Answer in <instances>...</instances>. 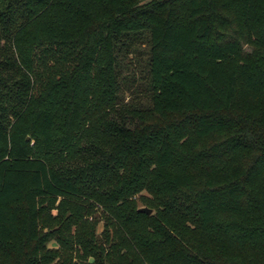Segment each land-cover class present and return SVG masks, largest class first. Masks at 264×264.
<instances>
[{"label": "trees", "instance_id": "trees-1", "mask_svg": "<svg viewBox=\"0 0 264 264\" xmlns=\"http://www.w3.org/2000/svg\"><path fill=\"white\" fill-rule=\"evenodd\" d=\"M0 264H264V0H0Z\"/></svg>", "mask_w": 264, "mask_h": 264}, {"label": "water", "instance_id": "water-1", "mask_svg": "<svg viewBox=\"0 0 264 264\" xmlns=\"http://www.w3.org/2000/svg\"><path fill=\"white\" fill-rule=\"evenodd\" d=\"M139 210L141 212L147 213V214H152L153 213V211L151 209L147 208V207H141Z\"/></svg>", "mask_w": 264, "mask_h": 264}, {"label": "rangeland", "instance_id": "rangeland-1", "mask_svg": "<svg viewBox=\"0 0 264 264\" xmlns=\"http://www.w3.org/2000/svg\"><path fill=\"white\" fill-rule=\"evenodd\" d=\"M58 203H59V202H58ZM58 203H57V204H58ZM52 245H55V243H52Z\"/></svg>", "mask_w": 264, "mask_h": 264}]
</instances>
